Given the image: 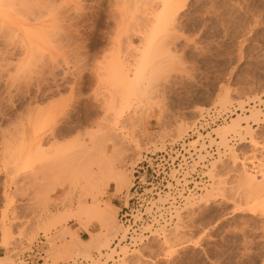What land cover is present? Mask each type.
I'll return each instance as SVG.
<instances>
[{
	"label": "rangeland",
	"instance_id": "374dc122",
	"mask_svg": "<svg viewBox=\"0 0 264 264\" xmlns=\"http://www.w3.org/2000/svg\"><path fill=\"white\" fill-rule=\"evenodd\" d=\"M134 1L51 0L57 5L56 9L40 10L29 6L33 0H27V5L25 0H0V99L6 97L16 108L14 117L0 116V264L21 255L40 239H44L40 246L45 254V263L57 264L80 256L92 259V255L96 253L97 257L92 260L96 264H123L125 252L132 245L119 242L115 245L112 242L119 233L126 232L117 221V212L122 200L128 198V161L147 145L155 146L157 142L165 139L175 142L183 138L188 139V145L193 148L198 161L206 156L210 158L206 172L202 173L208 177L209 182L203 185L200 192H188L178 207L164 209L168 214L173 211L174 220L169 227L152 229V226L145 225L136 237L140 240L145 238L143 233L146 231L149 233L148 238L157 240L158 246L173 245L191 258L195 251L194 245L201 234L217 229V234H221L225 231L221 224H241L247 227V235L233 234L222 259L243 260L246 264H264V205L257 204L254 190L244 193V189L238 187L242 172L254 174L256 182L257 162L249 163V159L254 156L259 162L264 160V156L244 153L247 166L244 159L239 160L238 170L233 168L226 183L217 174L225 154L233 155V150L242 141L249 123H256L252 120L251 112L264 114V61L256 51L260 47V39L264 37V25L261 24L264 0H206L208 5L214 7L213 14L206 17L207 23L196 34V38H202L201 45H197L189 34L190 24L186 22V16L190 14L186 4L190 0H176L177 3L173 0L175 2L172 6L176 5L174 10H170H173L172 14L174 11L176 14L172 22L177 17L180 19L175 27L171 22L174 30L168 28L171 30L167 31L169 33L161 28V31L154 28L153 32L154 26H151L156 23L155 20L151 24L156 10L164 5L160 4L161 0ZM203 3L205 0H196L195 6L199 7ZM142 6L146 8L143 9ZM172 6L170 5L171 8ZM158 10L160 12L161 9ZM181 13H185V16H181ZM221 17L227 21V26L219 19ZM146 29L148 31L145 33ZM245 30L249 32L251 46L242 39ZM147 47L150 52H155V56L151 53L153 60L149 62H154L153 65L149 64L150 68H147L143 78L137 75L139 79L135 83V75L131 72V79L127 81L130 83L134 79L131 82L134 89L131 90H135L132 93L136 95H131L127 104H122L121 100L117 102L116 98L119 94L121 96V92L115 91L116 81H111L112 84L105 79L103 72V75L100 73L104 68L102 60H106L105 55L110 52H116L122 63L126 61L123 65L133 69L142 60V53ZM164 48L169 53L162 57V53L168 51H163ZM233 60L236 61L235 64L232 63ZM157 65L155 69L154 66ZM225 66H229L230 75L237 83L243 82L244 87L217 83ZM37 68L47 73L46 80H52L54 88L30 90L26 84L15 79L17 71ZM162 70L164 73L160 74ZM187 74L191 75V80L187 79ZM126 78L129 79L125 77V80ZM68 80L71 83L67 84V91H63L61 86ZM223 96L231 100L226 98V102L221 105L219 99ZM111 98L113 101L108 105ZM25 100L27 103H23ZM118 103L122 109L120 105L117 106ZM128 103L130 106H127ZM213 107L229 112L227 120L214 128L226 125L237 114L241 116L240 127L224 134L226 142L220 140L221 136L214 128L187 133L198 123L203 113ZM262 118L261 116L260 119ZM108 129L114 131L115 142L124 138L126 143L121 149L124 152L118 154H124L122 157L114 155L115 150L110 149V142L104 138L103 131ZM89 134L91 138L88 137ZM92 143H96L93 148ZM35 153L38 156L36 158H39L37 160ZM189 156L191 163L188 168L194 171L198 163L196 159H192L191 154ZM91 157L94 159L93 163ZM107 159L110 162L125 163V166L121 163L120 165L126 173V185L106 180L102 190L86 188L83 185L87 174L84 173V167H87L84 163L88 167L92 164L91 167L96 170V165ZM98 160L101 162H97ZM232 163L235 165L237 162L233 160ZM73 169H79L80 173L76 170L71 173ZM175 180L178 183V179ZM228 190H235L234 195L230 196L233 191L229 193ZM169 197V193H164L159 201L167 202ZM95 199L100 204L106 200L112 205L111 213L115 223L108 233L109 236L104 238L99 234L100 226L93 217H89L91 215L75 217L74 214L78 205L89 202L91 204ZM90 224L96 225L95 232L81 240L77 230L86 229ZM5 231L16 238L10 241L9 247L3 246ZM79 240L81 242L77 243ZM121 245L124 249H120Z\"/></svg>",
	"mask_w": 264,
	"mask_h": 264
},
{
	"label": "built area",
	"instance_id": "2783aa9c",
	"mask_svg": "<svg viewBox=\"0 0 264 264\" xmlns=\"http://www.w3.org/2000/svg\"><path fill=\"white\" fill-rule=\"evenodd\" d=\"M228 114V111H221L218 107L210 108L209 111L203 113L198 123L187 133L209 131L227 120ZM188 142L187 138L175 142L165 139L162 142H157L155 146L147 145L129 159L131 184L128 189V198L122 200L117 212L118 222L126 229L121 243L139 244L140 241L136 235L145 225L152 226V229L169 227L174 220L173 211L168 214L164 209L178 207L188 192H200L203 185L209 182L208 177L202 173L206 172L210 158L206 156L205 159L198 161ZM210 151L208 150V152ZM189 154L198 163L194 171H190L188 168L191 163ZM175 179H178V183ZM201 179L202 181H200ZM164 193H169L170 197L167 202L162 203L159 199ZM143 234L149 237L148 232L145 231ZM119 238H121L120 235L112 243L116 245ZM43 240L40 239L33 243L29 250L8 261L9 264H49L45 263V254L40 246ZM96 256L95 253L93 258L95 259ZM57 264L96 263L77 257Z\"/></svg>",
	"mask_w": 264,
	"mask_h": 264
},
{
	"label": "snow or ice",
	"instance_id": "6c2138e0",
	"mask_svg": "<svg viewBox=\"0 0 264 264\" xmlns=\"http://www.w3.org/2000/svg\"><path fill=\"white\" fill-rule=\"evenodd\" d=\"M195 4L196 0H190L186 4V7L190 10V14L186 16V22L190 24L189 34L193 36L197 45H201L202 38H196V34L201 30V26L207 23L206 17L213 14L212 8L214 5H208L206 0L199 7H196ZM29 6L37 9L57 7L51 0H33ZM205 8L208 10L205 11ZM181 16H185V13H181ZM179 19L180 17L176 18L173 26L179 22ZM219 19L223 20L222 17ZM223 22L227 26V21L223 20ZM261 24L264 25V16L261 17ZM248 37L249 32L245 30L242 34V39L247 41L249 46H251V40ZM259 43L260 47L256 51L260 54L261 60L264 61V37L260 39ZM245 51L247 52L248 49H245ZM233 54L235 55V53ZM235 62V60L232 61L233 64ZM46 76L47 73L39 68L36 70L22 69L21 71H17L15 79L22 84H26L30 90L54 88L55 85L52 80H46ZM187 79L191 80L190 74H187ZM69 83H71L70 80L63 82L61 86L63 91H67L66 86ZM217 83L219 85H234L237 88L244 87L243 82L237 83L235 78L230 75L229 66H225L224 70L219 74ZM23 103H27V100L23 101ZM15 113L16 108L9 103L6 97L0 99V116L12 118L15 116ZM244 153H248L249 155L255 153L257 156H264V120L258 123L250 122L246 131L243 133V139L239 142V146L233 150V155L225 154V158L220 161L222 167L218 168L217 174L222 177L223 182L226 183L228 181V176L232 174L234 167L238 170L239 160L244 159L245 165L247 166V158L244 156ZM233 160L237 161L235 165L232 163ZM221 228H225V231L221 234H217L219 229L201 234L199 240L194 245L195 251L191 258H188L184 252L173 245L160 247L158 246V242L145 237L139 244L129 247L123 264H246L243 260L225 261L222 259V254L231 242L233 234L236 236H240L241 234L247 235V227L241 224H230L228 226L221 224ZM15 239L14 236H9L5 231L3 246L9 247L10 241ZM4 264H9V262L6 260Z\"/></svg>",
	"mask_w": 264,
	"mask_h": 264
},
{
	"label": "bare ground",
	"instance_id": "6f19581e",
	"mask_svg": "<svg viewBox=\"0 0 264 264\" xmlns=\"http://www.w3.org/2000/svg\"><path fill=\"white\" fill-rule=\"evenodd\" d=\"M2 1V0H1ZM136 1V0H135ZM134 1V2H135ZM164 2H162V0L160 1L161 3L160 4H164V5H160L159 7H161V8H159L158 7V9H161L160 10V12H159V10L157 9L156 11L157 12H159V13H157L155 10V12H156V14H155V12L153 11L152 12V14L154 13L155 14V16H154V14H153V22H151V24H154L155 23V20H156V23L154 24V25H151L152 27H153V29H152V27L149 25V29L151 30H153V32H154V28H159V30H160V28H161V30H163L164 29V32H167V31H169L168 30V28H172L171 30H174V28H173V26H172V24H173V22H172V20L174 19V17H175V14H176V12L174 11L173 12V14H172V11L174 10L173 9V7H175V5L174 6H172L173 4L172 3H174L175 1H173V2H171V0H163ZM7 2H8V0H7ZM7 2H6V4H7ZM21 2V1H20ZM27 2V0H25V3ZM178 1H176L175 3H177ZM5 3V2H4ZM30 3V2H29ZM53 3V2H52ZM131 3V2H130ZM144 3V2H143ZM31 4V3H30ZM135 4V3H134ZM136 4H137V2H136ZM140 4V3H139ZM138 4V5H139ZM180 4V3H179ZM182 4V3H181ZM20 5H21V3H20ZM26 5H27V3H26ZM132 5V4H131ZM170 5L172 6V8L170 7ZM183 5V4H182ZM111 6V5H110ZM129 6H130V4H129ZM141 6V5H140ZM184 6V5H183ZM241 6V5H240ZM143 7V6H142ZM24 8V7H23ZM26 8H28V7H26ZM57 7H55V9H56ZM131 8V7H130ZM132 8H134V10H135V7L134 6H132ZM146 8V7H145ZM144 7H143V9H145ZM177 8H178V6H177ZM37 9V8H36ZM128 9H129V7H128ZM150 9H152V8H150ZM170 9H173V10H170ZM41 10V9H40ZM74 10V9H73ZM80 10V9H79ZM130 10H132V9H130ZM141 10V9H140ZM0 11H1V7H0ZM14 11V10H13ZM26 11V10H25ZM84 11V10H83ZM127 11V10H126ZM145 11V10H144ZM143 11V12H144ZM152 10H150V12H151ZM178 11V10H177ZM214 11V10H213ZM138 12V11H137ZM141 11H139L138 13H140ZM147 12V11H146ZM188 12V11H187ZM249 12V11H248ZM19 13H21V12H19ZM51 13V12H50ZM133 13V12H132ZM142 13V12H141ZM23 13H21V15H22ZM24 14H25V12H24ZM45 14V13H44ZM111 14V13H110ZM129 14V13H128ZM178 14V13H177ZM39 15H41V14H39ZM133 15H134V13H133ZM143 15V14H142ZM158 15V18L156 19V16ZM180 15V14H179ZM177 16V15H176ZM228 17V16H227ZM130 18L132 19L133 17H131L130 16ZM255 18V17H254ZM26 19H27V17H26ZM40 19H42V17H40ZM115 19V18H114ZM130 19V20H131ZM145 19H147L146 17H145ZM142 20H143V18H142ZM176 20V19H175ZM174 20V21H175ZM171 22H172V24H171ZM145 24V23H144ZM147 25V24H146ZM107 26V25H106ZM119 26V25H118ZM169 26V27H168ZM171 26V27H170ZM4 27V26H3ZM6 27V26H5ZM4 27V28H5ZM68 27V26H67ZM71 27V26H70ZM139 27V26H138ZM151 27V28H150ZM175 27V26H174ZM3 28V29H4ZM141 28V27H140ZM166 28V29H165ZM144 29V28H143ZM74 30V29H73ZM149 30V31H150ZM160 30V31H161ZM171 30L169 31V32H171ZM13 31V30H12ZM134 31V30H133ZM141 31H142V29H141ZM148 30L146 29L144 32L146 33ZM157 31V30H156ZM72 32V31H71ZM139 32V31H138ZM143 32V31H142ZM152 31H151V34L153 33ZM169 32H167V33H169ZM172 32H174V31H172ZM6 33V32H5ZM35 33H37V32H35ZM159 33V32H158ZM14 34V33H13ZM134 34V33H133ZM144 34V33H143ZM143 34H141V35H143ZM148 34V33H147ZM146 34V35H147ZM182 34V33H181ZM3 35V34H2ZM44 35V34H43ZM117 35V34H116ZM145 35V36H146ZM165 35H166V33H165ZM107 36H109V35H107ZM106 36V37H107ZM154 36V35H153ZM176 36V35H175ZM19 37V36H18ZM40 37V36H39ZM113 37V36H112ZM141 37V36H140ZM148 37V36H147ZM167 37V36H166ZM165 37V38H166ZM189 37V36H188ZM46 38V37H45ZM169 38H171V37H169ZM65 39V38H64ZM108 39H110V38H108ZM155 39V38H154ZM166 39H168V38H166ZM165 39V40H166ZM177 39V38H176ZM40 40V42H42L43 43V41L41 40V39H39ZM122 40V39H121ZM140 40V39H139ZM138 40V41H139ZM143 40H145V38L143 37ZM147 40V39H146ZM149 40H151L150 38H149ZM161 41L163 40L162 38L160 39ZM106 41V40H105ZM164 41V40H163ZM171 41V40H170ZM190 41V40H189ZM111 42V41H110ZM153 42H154V40H153ZM174 42V41H173ZM127 43V42H126ZM141 43V42H140ZM139 43V44H140ZM143 43V42H142ZM162 42H160V44H161ZM169 43V42H168ZM128 44V43H127ZM126 44V45H127ZM138 44V43H137ZM157 44V43H156ZM173 44V43H172ZM57 46V45H56ZM134 46V45H133ZM180 46V45H179ZM128 47V46H127ZM130 47V46H129ZM154 47L156 48L157 46L156 45H154ZM169 47V46H168ZM174 47V46H173ZM138 48V47H137ZM176 48V47H175ZM145 49H147L148 50V47L147 48H145ZM144 49V51H143V56H142V60H140L139 61V63H136L134 66H133V69L132 68H130V66H124L123 65V63H125L126 61H124V59H123V63L119 60V57L117 56V53L116 52H110V54H108V55H105L107 58H104V59H106V60H102L103 61V63H104V68H103V66H102V68H103V71H101L100 73L103 75V73H104V76L106 75V78L105 79H108V81H112L113 83H114V81H116L115 83H114V85L116 84V86L117 87H115V91L116 90H118L119 92H121V96H120V94H119V96H118V98H116V101L118 102V101H120L121 100V103L123 104H127V102H128V100L130 101L131 100V98H130V96L131 95H133V93H132V91H135V90H131V89H134V85L131 83V82H133L134 81V79H135V81H134V83L135 82H138V81H136V79L138 78L139 79V76H140V78H143V75H144V73H145V71L147 70V68H150L149 66V64H151L152 63V65H153V63L154 62H151V63H149L150 61H152L153 59H151V53L153 52H150L149 50L147 51V50H145ZM171 49V48H170ZM195 49V48H194ZM32 50V49H31ZM164 50H168V49H163V51ZM42 51V49L40 50V52ZM109 51V50H108ZM108 51H106V52H108ZM135 51V50H134ZM139 51H141V50H139ZM138 51V52H139ZM157 51V50H156ZM162 51V50H161ZM160 51V52H161ZM32 52V51H31ZM37 52H38V50H37ZM43 52V51H42ZM42 52L40 53V54H42ZM118 52V51H117ZM125 52V51H124ZM142 52V51H141ZM141 52H139V54H141ZM166 53H162V57H163V54L165 55V54H168L169 53V50L168 51H165ZM200 52V51H199ZM58 53V52H57ZM109 53V52H108ZM119 53H120V51H119ZM118 53V54H119ZM155 52H153V54L152 55H154L155 56V54H154ZM61 54V53H60ZM94 54V53H93ZM123 54V53H122ZM178 54H180V53H178ZM35 55V54H34ZM33 55V56H34ZM31 56V55H30ZM124 56V55H123ZM154 56H152V57H154ZM174 56V55H173ZM49 57V56H48ZM157 57H159V56H157ZM170 57V56H169ZM172 57V56H171ZM128 58V57H127ZM176 58V57H175ZM55 59H56V57H55ZM101 59H103L102 57H101ZM151 59V60H150ZM174 59V58H173ZM32 60V59H31ZM135 60V59H134ZM101 61V62H102ZM182 61V60H181ZM37 62V61H36ZM56 62V61H55ZM99 62V61H98ZM169 62V61H168ZM26 64H28L27 62H26ZM46 64V63H45ZM101 64V63H100ZM138 64V65H137ZM158 64V63H157ZM181 64V63H180ZM133 65V64H132ZM154 65H156V64H154ZM162 65V64H161ZM46 66V65H45ZM148 66V67H147ZM160 66V65H159ZM99 67V66H98ZM152 67V66H151ZM154 67H156L155 69H157V67H158V65L157 66H154ZM18 68V67H17ZM184 68V67H183ZM94 69V68H93ZM161 69V68H160ZM163 69H165L164 67H163ZM124 70V71H123ZM80 71V70H79ZM134 71V72H133ZM157 71H159V70H157ZM165 71V70H164ZM81 72H82V70H81ZM103 72V73H102ZM131 72L133 73V75H135V78L129 83L127 80H130L131 78H130V74H131ZM149 72V71H148ZM151 72V71H150ZM161 73H164L163 72V70H162V72H160V74ZM159 74V75H160ZM177 74V73H176ZM182 74V73H181ZM132 75V76H133ZM137 75H139V76H137ZM141 75H142V77H141ZM145 76V75H144ZM158 76V75H157ZM171 76V75H170ZM108 77V78H107ZM125 77H129V79L128 78H126V80H125ZM147 78H150V77H147ZM148 81V80H147ZM101 82V81H100ZM111 82V83H112ZM112 83V84H113ZM129 83V84H128ZM99 85V84H98ZM130 85H132L133 87L132 88H130ZM151 85V84H150ZM108 86V85H107ZM112 86V85H111ZM110 86V87H111ZM249 86V85H248ZM253 86V85H252ZM137 88V90H138V86H136ZM144 88V87H143ZM112 89H113V87H112ZM146 88H144V90H145ZM114 90V89H113ZM244 90V89H243ZM114 91V92H115ZM143 91V90H142ZM136 92V91H135ZM135 92H134V94H135ZM253 92V91H252ZM239 94V93H238ZM246 94V93H245ZM117 95V94H116ZM115 95V96H116ZM136 95V94H135ZM135 95H133V96H135ZM109 96V95H108ZM228 96V95H227ZM227 96H223L221 99H219L220 101V104L222 105V104H224L225 102H226V98L227 99H229ZM234 96V95H233ZM96 98V97H95ZM106 98V97H105ZM114 98V97H113ZM120 98V99H119ZM135 98V97H134ZM239 98V97H238ZM119 99V100H118ZM256 99H257V97H256ZM103 100V99H102ZM109 100V99H108ZM111 100V101H110ZM109 101L110 102H107V100H106V102H107V104L109 105V103H111L113 100H112V98L110 99ZM229 100H231V99H229ZM236 102V101H235ZM261 102V101H260ZM102 103V102H101ZM115 102H113V105H115L114 104ZM106 104V105H107ZM118 105H120V103H118L117 104V106ZM121 106V105H120ZM127 106H130V103H128V105ZM242 107V106H241ZM116 108V107H115ZM117 109H119V107L117 108ZM121 109H122V106H121ZM124 109V108H123ZM104 110V109H103ZM116 110V109H115ZM36 112H37V110H36ZM39 112V111H38ZM41 113V112H40ZM106 115V114H105ZM251 117L253 118L252 120H254V121H256V123L259 121V120H261L260 118H261V116L263 117L262 118V120H264V114L262 113V115L260 114V112H258V111H252L251 112ZM162 116V115H161ZM201 116V115H200ZM248 116V115H247ZM240 120H241V116H240V114H237V116H234V117H232L231 119H230V121L226 124V125H224V126H219V128H214V130L216 129V130H218V132H219V134H220V136H221V139L220 140H222L223 142H226L225 140L226 139H224V134H226V132H228V131H231V130H236V129H238L239 127H240ZM44 121V120H43ZM165 121V120H164ZM47 122V121H46ZM98 123V122H97ZM110 123V122H109ZM99 125V124H98ZM101 125V124H100ZM113 125V124H112ZM47 126V125H46ZM102 126V125H101ZM243 127V126H242ZM169 128V127H168ZM90 129V128H89ZM98 129V128H97ZM121 129H122V127H121ZM41 130V129H40ZM99 130V129H98ZM90 131V130H89ZM113 132L114 131H111L110 129H108V130H106L105 132L103 131V133H104V138H106L107 139V141H109L110 142V145H111V150L112 149H114L115 151H114V153H116V154H114L113 153V151H111V155H118V154H120V152L121 151H123V150H121L122 149V147L124 146L123 144L124 143H126L125 142V140H124V138H122V139H120V141L118 140V141H116L115 142V140L113 139ZM218 132H217V135H218ZM236 133V132H235ZM208 135V134H207ZM91 135L89 134V138H91L90 137ZM116 136V135H115ZM114 136V137H115ZM238 137V136H237ZM93 138V137H92ZM118 138V137H117ZM154 138V137H153ZM230 138V137H229ZM106 139H104V140H106ZM152 139V138H151ZM90 140V139H89ZM103 140V139H102ZM96 141V140H95ZM221 141V142H222ZM241 141V140H240ZM104 142V141H103ZM106 142V141H105ZM89 144V143H88ZM93 144V143H92ZM95 144L96 143H94L93 145H92V148H93V146H95ZM109 144V143H108ZM222 144V143H221ZM225 144V143H224ZM18 145V144H17ZM127 145V144H126ZM101 146V145H100ZM97 147V146H96ZM103 147V146H102ZM17 148V147H16ZM95 148V147H94ZM99 148V147H98ZM101 148V147H100ZM96 149V148H95ZM125 149V148H124ZM37 150V149H36ZM91 150H93V149H91ZM97 150V149H96ZM99 150V149H98ZM97 150V151H98ZM131 150V149H130ZM38 151L40 152V150L38 149ZM126 151H128V150H126ZM125 151V152H126ZM13 152V151H12ZM99 152V151H98ZM104 151H102L101 152V155H103L102 153H103ZM124 152V151H123ZM78 153V152H77ZM96 153V152H95ZM100 153V152H99ZM107 153V152H106ZM122 153V152H121ZM45 154V153H44ZM84 154V153H83ZM109 153H107L106 155H108ZM37 154L35 153V158L36 157H38V156H36ZM79 155H81V154H79ZM95 155V154H94ZM105 155V154H104ZM106 155L104 156V157H106ZM113 155V156H114ZM124 155V154H123ZM122 154L119 156H117V157H122L123 156ZM45 156V155H44ZM96 156V155H95ZM95 156H94V158H95ZM109 156H110V154H109ZM108 156V157H109ZM113 156H112V160H113ZM12 157V156H11ZM87 157V156H86ZM111 157V156H110ZM109 157V158H110ZM16 158H17V153H16ZM92 159H93V157H91ZM102 158V157H101ZM37 159H39V158H36L35 160H37ZM119 159V158H118ZM87 160V159H86ZM217 160V159H216ZM223 160V159H222ZM93 161H94V159L92 160V163H93ZM100 160H98L97 162H99ZM109 161V162H108ZM111 160H108L107 159V161H105L104 163L102 162V164L100 163V164H97L96 165V170H94L93 169V167H91L92 166V164H91V162L89 161V164H91V165H89V167H88V165L87 164H85L84 163V166H87L88 167V169H87V167H86V169H85V167H84V173L86 174V176H85V182H84V186L87 188H89L90 190H92V189H94V191L96 190V191H98V190H102L101 188L104 186V183L105 182H107L106 180H110V181H112V182H114L115 184H125L126 185V173H124V171L122 170V165H124L125 166V163L124 164H122L121 162H119V163H116V162H110ZM119 161H121V160H119ZM236 161V160H235ZM252 161L253 162H257V164H256V182H255V180H254V174H252V175H250V174H248V172L247 173H243L242 172V174H241V176H239V186L238 187H241V189H244V193H246V192H252L253 190L256 192V202H257V204L259 205H264V160H259V162L256 160V158L254 157V156H252L251 157V159H249V163H252ZM101 162V161H100ZM123 162V161H122ZM237 162V161H236ZM240 162V161H239ZM26 163V162H25ZM120 163L122 164V165H120ZM72 166V165H71ZM74 166V165H73ZM78 166H79V164H78ZM82 166H80V168H83ZM255 166V165H254ZM77 167V166H76ZM128 167H129V164H128ZM221 167V166H220ZM76 170V169H75ZM75 170L73 169L72 170V172L71 173H73V172H75ZM78 170L79 169H77L76 171H77V173H80V171L78 172ZM82 170V169H81ZM85 170H88V172H86ZM71 171V169L69 170V172ZM130 171V170H129ZM253 171H254V169H253ZM82 172H83V170H82ZM76 173V174H77ZM84 173H82V175H84ZM74 175V174H73ZM75 176V175H74ZM77 176V175H76ZM237 176V175H236ZM81 177H83L84 178V176H81ZM128 179V178H127ZM84 180V179H83ZM230 180V179H229ZM237 180V179H236ZM237 180V181H238ZM131 181V180H130ZM130 181H129V183H130ZM235 181V180H234ZM131 184V183H130ZM229 184V183H228ZM70 185V184H69ZM230 185V184H229ZM254 185H255V187H256V189H253V188H255L254 187ZM85 187H84V189H85ZM130 187V186H129ZM227 187V186H226ZM229 188V187H228ZM233 188V187H232ZM82 189V188H81ZM103 189H104V187H103ZM246 189V190H245ZM83 190V189H82ZM252 190V191H251ZM81 191V190H80ZM86 191H88L87 189H86ZM233 191V192H232ZM234 191L235 190H228V192L230 193V192H232V193H230L231 195L230 196H232V195H234ZM246 191V192H245ZM253 191V192H254ZM89 193H91L90 191H89ZM116 193H119V192H116ZM71 194V193H70ZM83 194H84V192H83ZM85 194H86V192H85ZM238 194V193H237ZM87 195V194H86ZM206 195H208V193L206 194ZM252 195H254V193H252ZM240 196V195H239ZM249 196V195H248ZM251 196V195H250ZM71 197V196H70ZM83 197V196H82ZM90 197V196H89ZM92 197V196H91ZM255 197H253V198H255ZM224 198V197H223ZM71 200V199H70ZM248 200V199H247ZM83 201V200H82ZM81 201V202H82ZM190 201V200H189ZM188 201V202H189ZM228 202V201H227ZM247 202V201H246ZM252 202V201H251ZM82 204H85V203H83L82 202ZM189 204H191V203H189ZM243 204V203H242ZM70 205V204H69ZM259 205V206H260ZM111 204H110V202L109 201H106V200H104L103 201V204H100L98 201H97V199H95L94 201H93V203H91L90 204V202H89V204H86V205H78V207H77V209H76V211H75V217H77V215H80V216H87V215H91V216H89V217H93V219L97 222V224L100 226V235L102 236V238H104V237H106V235H108V233L110 232V230H111V227L114 225V216H113V214L111 213ZM256 207H257V205H256ZM261 208H262V206H261ZM260 208V209H261ZM264 208V207H263ZM253 209V208H252ZM180 211V210H179ZM263 211H264V209H263ZM68 211L66 210V213H67ZM176 212V211H175ZM59 213V212H58ZM69 213V212H68ZM72 214V213H71ZM189 215V214H188ZM74 216V215H73ZM67 217V216H66ZM180 217V216H179ZM63 218V217H62ZM74 218V217H73ZM80 218V217H79ZM85 218V217H84ZM83 218V219H84ZM190 218V217H189ZM56 219V218H55ZM55 219H54V221H55ZM59 219V218H58ZM86 219V218H85ZM179 219V218H178ZM117 221H118V219H117ZM80 222H82L81 220H80ZM179 222V221H178ZM51 223V222H50ZM52 223H53V220H52ZM55 223V222H54ZM119 223V222H118ZM85 224V223H84ZM120 225H121V223H119ZM122 226V225H121ZM175 226H176V224H175ZM122 228H123V230L124 231H126V229L122 226ZM69 229V228H68ZM173 231V230H172ZM99 232V231H98ZM112 232V231H111ZM164 232V231H163ZM171 232V231H170ZM70 233V232H69ZM117 233V232H116ZM99 234H97V232H96V235H98V237L97 238H99ZM186 234V233H185ZM121 236V238H119V240H118V242L119 243H121V239H122V237L124 236V234H122V233H119L116 237L118 238V236ZM100 236V237H101ZM109 236V235H108ZM74 237V236H73ZM95 239V238H94ZM107 239V238H106ZM138 239H139V241H141L140 240V238L138 237ZM154 239V238H153ZM94 241V240H93ZM102 241V240H101ZM155 241H157V240H155ZM159 241V240H158ZM79 242H81L80 240L79 241H77V243H79ZM96 242V241H95ZM110 242V241H109ZM94 243V242H93ZM97 243V242H96ZM108 243V242H107ZM97 245V244H96ZM95 245V246H96ZM74 246H75V244H74ZM74 246H73V248H74ZM94 246V245H93ZM70 247H72V246H70ZM125 247V246H124ZM124 249L123 247H122V245L120 246V249ZM123 251V250H122ZM125 251V250H124ZM123 251V252H124ZM113 252V251H112ZM72 253V252H71ZM121 253V252H120ZM75 254V253H74ZM77 254V253H76ZM80 254V253H79ZM95 254V253H94ZM125 254H126V252H125ZM99 255V254H98ZM93 256L94 255H92V259H89V260H93L94 258H93ZM81 257V256H80ZM97 257V256H96ZM126 257V256H125ZM76 258V257H75ZM99 258V257H98ZM92 263H94V261H92ZM123 263V262H122ZM100 264V263H99Z\"/></svg>",
	"mask_w": 264,
	"mask_h": 264
},
{
	"label": "crops",
	"instance_id": "0c3cea01",
	"mask_svg": "<svg viewBox=\"0 0 264 264\" xmlns=\"http://www.w3.org/2000/svg\"><path fill=\"white\" fill-rule=\"evenodd\" d=\"M95 227H96V225H94V224H90V225H88V226L86 227V229H81V228H79V229L77 230L78 236L80 237L81 240H84V237H85V236L89 237V235H90L91 233H94V232H95Z\"/></svg>",
	"mask_w": 264,
	"mask_h": 264
}]
</instances>
